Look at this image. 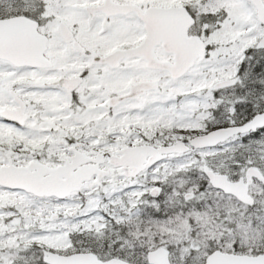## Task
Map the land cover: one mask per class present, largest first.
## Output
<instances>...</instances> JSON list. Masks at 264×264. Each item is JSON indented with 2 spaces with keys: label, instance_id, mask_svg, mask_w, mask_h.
Wrapping results in <instances>:
<instances>
[{
  "label": "snow or ice",
  "instance_id": "1",
  "mask_svg": "<svg viewBox=\"0 0 264 264\" xmlns=\"http://www.w3.org/2000/svg\"><path fill=\"white\" fill-rule=\"evenodd\" d=\"M0 264H264V0H0Z\"/></svg>",
  "mask_w": 264,
  "mask_h": 264
}]
</instances>
